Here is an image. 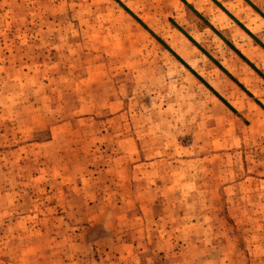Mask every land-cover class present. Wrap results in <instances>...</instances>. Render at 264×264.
<instances>
[{
    "label": "rangeland",
    "instance_id": "1",
    "mask_svg": "<svg viewBox=\"0 0 264 264\" xmlns=\"http://www.w3.org/2000/svg\"><path fill=\"white\" fill-rule=\"evenodd\" d=\"M0 264H264V119L116 0H0Z\"/></svg>",
    "mask_w": 264,
    "mask_h": 264
},
{
    "label": "crops",
    "instance_id": "2",
    "mask_svg": "<svg viewBox=\"0 0 264 264\" xmlns=\"http://www.w3.org/2000/svg\"><path fill=\"white\" fill-rule=\"evenodd\" d=\"M181 15L161 39L185 64L165 49L237 119H264V0H185Z\"/></svg>",
    "mask_w": 264,
    "mask_h": 264
},
{
    "label": "trees",
    "instance_id": "3",
    "mask_svg": "<svg viewBox=\"0 0 264 264\" xmlns=\"http://www.w3.org/2000/svg\"><path fill=\"white\" fill-rule=\"evenodd\" d=\"M118 1L123 7L124 9L130 13L145 29H147L165 48H167L173 55H175L182 63H184L171 49L170 47L159 37L157 36L154 32H152V30H150L146 24L140 20L131 10H129L126 6H124V4H122V2H120V0H116ZM185 64V63H184ZM194 73V72H193ZM196 76L197 74L194 73Z\"/></svg>",
    "mask_w": 264,
    "mask_h": 264
}]
</instances>
